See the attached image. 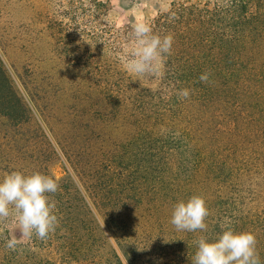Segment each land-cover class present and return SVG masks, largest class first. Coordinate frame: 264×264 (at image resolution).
I'll use <instances>...</instances> for the list:
<instances>
[{"label": "trees", "instance_id": "obj_1", "mask_svg": "<svg viewBox=\"0 0 264 264\" xmlns=\"http://www.w3.org/2000/svg\"><path fill=\"white\" fill-rule=\"evenodd\" d=\"M199 6L174 5L156 20H162L160 27H166V32L174 27L175 36L181 39L184 32L185 36L190 33L187 45L197 47L205 40L209 50L218 53L213 54L209 64L232 68L208 72L207 83L199 80L203 73L192 70L201 65L200 60L169 55L164 57L165 69L154 88L115 74L108 87H94L92 82L98 76L92 77V73L79 74L66 87L42 84L41 80L36 97L32 96L33 111L26 107L0 59V119L6 117L17 126L28 115L25 120L35 131L30 139L45 141L53 160L58 154L42 124L52 132L55 122L65 133L75 130L74 135L56 134V138L62 140L61 153L83 184L82 190L69 172L56 178L47 164L48 170L43 173L60 185L53 194L60 224L44 241L33 236L30 243L27 238L16 251L6 248L10 256L4 254L1 259L9 258L12 264H143L141 259L151 247V233H138V228L168 231L173 226L170 220L174 205L202 195L210 209L208 227L206 231L184 232V239H178L184 241V264H191L189 256L195 253L198 238L215 240L224 230L222 224L237 232H255L264 264V219H250L243 210L232 212L230 217L224 215L227 200L199 192L201 181L197 175L205 165L196 146L184 137L162 133L168 126H176L174 131L178 132L188 111L191 109V115L199 111L198 105L204 99L208 103L221 100L218 90L248 86L255 76L264 84V0L204 1ZM191 33L197 36V42L191 41ZM176 46L172 52L180 47ZM86 86L91 90L88 87L87 91ZM185 88L191 90V95L182 99L177 93ZM45 92L63 98L53 113L39 105ZM53 101L50 105L55 104ZM29 148L34 155L40 153L35 143ZM33 157L28 171L22 172L38 171L40 163Z\"/></svg>", "mask_w": 264, "mask_h": 264}, {"label": "rangeland", "instance_id": "obj_2", "mask_svg": "<svg viewBox=\"0 0 264 264\" xmlns=\"http://www.w3.org/2000/svg\"><path fill=\"white\" fill-rule=\"evenodd\" d=\"M204 1L224 0H0V59L26 107L33 111L32 96L36 97V87L41 80L42 84L51 82L53 86L66 87V83L79 74L92 73V77L98 76L95 80L98 83L92 82L94 87H108L112 74H115L132 77L150 88L156 87L165 69L164 57L143 76L127 69L136 46L133 28L138 23L148 24L154 34H171L173 46H180L171 56L201 61L200 66L192 68L193 71H232V68L209 64L213 54L218 53L209 50L205 40L197 47L187 45L190 33L185 36L184 32L181 39L175 36L174 27L166 32V27H160L162 20H156L174 5L196 3L200 8ZM181 31L179 27V33ZM194 35L191 33V41L197 42ZM181 41H184L183 45ZM188 69L184 68V71ZM217 92L221 100L208 103L204 99L198 105L199 111L193 115L191 109L188 111L186 121L178 125V132L174 131L176 126H168L170 129L167 131L168 127H165L162 133L184 137L185 141L196 146L205 165L197 175L201 181L199 192L206 197L218 195L221 200H227L224 215L230 217L232 212L243 210L250 219H264V84L255 76L248 86ZM46 93L41 95L39 105L53 113L63 98ZM53 100L55 104L50 105ZM70 102L65 100L68 105ZM25 119L17 126L6 117L0 119V181L12 171H28L33 154L40 163L39 172L45 173L49 164L56 178L69 172L82 189V182L61 153L62 140L56 138V134L60 136L65 130L58 122L53 124V132L42 124L58 154L53 160L45 141L30 139L35 131ZM68 132L65 134L74 135L75 130L69 129ZM34 143L39 154L34 155L29 148ZM97 217L114 243L103 219L98 214ZM139 231L151 233V247L141 259L143 264H184V241L178 240L184 239V232H177L174 226L164 233L155 228L150 232L146 227L138 228ZM12 237L22 242L27 239L21 236L14 217L0 220V264H12L9 258L1 259L4 254L10 256L5 243Z\"/></svg>", "mask_w": 264, "mask_h": 264}, {"label": "clouds", "instance_id": "obj_3", "mask_svg": "<svg viewBox=\"0 0 264 264\" xmlns=\"http://www.w3.org/2000/svg\"><path fill=\"white\" fill-rule=\"evenodd\" d=\"M136 46L127 63V69L139 76L150 72L159 60L172 54L174 37L171 34H154L146 23L133 28ZM210 73L201 74L199 80L209 81ZM177 95L187 99L190 89H181ZM60 185L56 179L42 172L26 174L15 170L0 181V220L14 217L22 237L35 236L44 241L54 233L60 224L55 193ZM210 216L208 203L202 195H193L187 201H179L173 207L170 223L177 232L206 231V220ZM215 239L200 236L197 249L189 256L191 264H261L255 232H237L225 228ZM22 243L16 237L6 240L5 246L16 251Z\"/></svg>", "mask_w": 264, "mask_h": 264}]
</instances>
